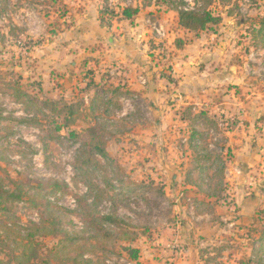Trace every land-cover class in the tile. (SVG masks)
<instances>
[{
  "label": "rangeland",
  "instance_id": "1",
  "mask_svg": "<svg viewBox=\"0 0 264 264\" xmlns=\"http://www.w3.org/2000/svg\"><path fill=\"white\" fill-rule=\"evenodd\" d=\"M176 8L222 22L197 36ZM263 18L264 0H0V188L51 201L87 248L93 219L137 234L85 259L264 264ZM130 63L145 90H130ZM96 128L108 157L88 167ZM8 208L0 225L21 237L48 217ZM2 234L0 264H19ZM58 239L38 237L33 264H58Z\"/></svg>",
  "mask_w": 264,
  "mask_h": 264
},
{
  "label": "trees",
  "instance_id": "2",
  "mask_svg": "<svg viewBox=\"0 0 264 264\" xmlns=\"http://www.w3.org/2000/svg\"><path fill=\"white\" fill-rule=\"evenodd\" d=\"M178 11L179 26L182 29L195 33L199 36L202 32L210 29L211 26L219 25L222 22L221 17L214 16L207 9H194L188 10L186 8H176ZM138 12L137 9L128 8L124 10V16L128 19L132 18ZM260 29L258 34L261 35L264 42V18L260 22ZM181 41H178V45ZM177 44V41H176ZM179 48V47H178ZM21 97H27L28 95L22 91H18ZM92 130V129H91ZM92 155L93 157L89 161H84L85 165L90 167L97 165L98 160L96 156H100L104 159L108 157V153L104 144L100 142L99 129H93L92 131ZM85 167H80L83 170ZM86 172V171H85ZM91 191L101 192V189L89 182L87 185ZM53 194V193H48ZM27 200L32 209H43L44 213L48 214L47 218L41 217L39 223H32L28 234L25 237L18 236L13 229L0 225V230H3V238L11 240L17 245V248H21L19 258V264H33V260L36 258V250L34 248L39 246L40 243L35 240L38 237H55L59 238L58 243L53 249L54 259L58 261V264H105L100 258L95 260L85 259V254L92 253L96 255L97 251L102 253H108V245L117 238L125 242H134L137 239V234L125 228L127 225L124 221H121L115 216H104L101 219H93L91 222L92 230L95 232L94 236H91L86 242L91 243V248H87L83 245V238H80L76 234H70L67 231L60 229V221L56 217V211L54 206L48 199H40L39 196H28L26 192L8 191L0 188V218H3L9 211L8 205L18 201ZM86 201V200H85ZM83 214L86 218H89L88 205L82 208ZM110 226L114 228H120L121 232H116ZM2 238V237H1ZM94 249H97L96 252ZM122 250L133 260H137L140 256V250L132 246H123Z\"/></svg>",
  "mask_w": 264,
  "mask_h": 264
},
{
  "label": "crops",
  "instance_id": "3",
  "mask_svg": "<svg viewBox=\"0 0 264 264\" xmlns=\"http://www.w3.org/2000/svg\"><path fill=\"white\" fill-rule=\"evenodd\" d=\"M185 58H187V57H185ZM186 60H189L188 58L186 59ZM126 61L127 62H129V59L128 58H126ZM122 62V61H121ZM132 62V61H131ZM174 62H176V61H174ZM133 63V62H132ZM127 66V68L128 69H130V71H129V73L126 75V78L129 80L128 82H129V84H130V90L131 91H133V90H139V89H142V90H145L146 88H147V86H144L143 84H145V75L143 76H140L139 77V79L138 80H141L142 81V83L143 84H141L140 85V83L141 82H139L137 79H134V71H133V68H134V66L135 65H133V64H129V65H126ZM203 81H208L206 78H204V79H202ZM214 80V76L213 75H211V79H210V81H213ZM212 84H210V82H208L207 83V85L206 86H211ZM202 91H206V89L205 88H202ZM177 97V96H176ZM178 97H181V96H179L178 95ZM256 194L257 193H255L254 195H253V198L255 199L256 198Z\"/></svg>",
  "mask_w": 264,
  "mask_h": 264
}]
</instances>
